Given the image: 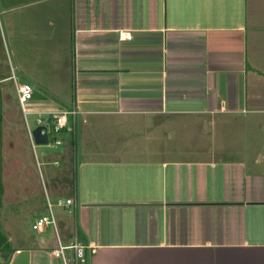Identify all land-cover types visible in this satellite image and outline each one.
<instances>
[{
	"label": "crops",
	"instance_id": "1",
	"mask_svg": "<svg viewBox=\"0 0 264 264\" xmlns=\"http://www.w3.org/2000/svg\"><path fill=\"white\" fill-rule=\"evenodd\" d=\"M15 80L80 113L0 162V264H264V0H0Z\"/></svg>",
	"mask_w": 264,
	"mask_h": 264
},
{
	"label": "rangeland",
	"instance_id": "2",
	"mask_svg": "<svg viewBox=\"0 0 264 264\" xmlns=\"http://www.w3.org/2000/svg\"><path fill=\"white\" fill-rule=\"evenodd\" d=\"M49 102L56 103V99L52 96L41 93L34 94L33 98L25 104L26 110L31 111L32 113L28 114L25 117V115L21 111V107L16 95V90L12 82H10V84L8 85H5L4 83L3 87L0 84V162H3L4 164L6 163L11 166V157L19 151V148L21 149V151L30 153L32 152L31 147L28 148V145L25 142L24 132L26 130V121H28L32 129H34L37 119V115L34 114V112L53 108L48 105ZM80 125L82 126V128L80 134H77L76 147V153L77 157H79V160L81 151L80 149L82 148L81 138H83V128H86L87 124L82 125L81 123ZM88 128L90 129V127ZM36 153L40 162L42 163V169L46 170L47 167L44 164L45 155L53 154L54 150L49 144H36ZM31 160L35 165L36 161L34 163V159ZM7 180L8 181L6 182L8 183V186H10L11 182H9V178Z\"/></svg>",
	"mask_w": 264,
	"mask_h": 264
},
{
	"label": "built area",
	"instance_id": "3",
	"mask_svg": "<svg viewBox=\"0 0 264 264\" xmlns=\"http://www.w3.org/2000/svg\"><path fill=\"white\" fill-rule=\"evenodd\" d=\"M16 82V80H15ZM17 94H18V101L22 108L23 114L25 117L32 113L31 111L26 110L25 104L29 102L33 98V88L31 84L25 83H17ZM80 112L79 111H62V112H34L37 115L36 123L38 126H43L45 129L42 130V134H47L49 137V141L51 140V136H55L60 134L64 129L67 128L69 123L70 116H76ZM61 143L60 140H54L53 144L55 146ZM73 201L72 199H68L67 201H61L60 204H71ZM54 226L57 227L56 220L52 213L49 215H44L40 219H38L34 225V228L42 230L45 227ZM67 247L60 244L59 248L54 250L52 253L57 257H62L64 264H87L88 263V255L89 250L87 247L82 245H73L75 249V260L70 261L66 258L65 250Z\"/></svg>",
	"mask_w": 264,
	"mask_h": 264
},
{
	"label": "water",
	"instance_id": "4",
	"mask_svg": "<svg viewBox=\"0 0 264 264\" xmlns=\"http://www.w3.org/2000/svg\"><path fill=\"white\" fill-rule=\"evenodd\" d=\"M43 126H38L33 130V136L37 144H48V135L42 134ZM8 254H1V256L7 257Z\"/></svg>",
	"mask_w": 264,
	"mask_h": 264
}]
</instances>
